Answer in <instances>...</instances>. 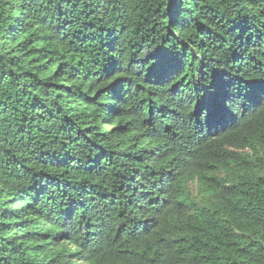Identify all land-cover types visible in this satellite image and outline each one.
Listing matches in <instances>:
<instances>
[{"label": "trees", "instance_id": "obj_1", "mask_svg": "<svg viewBox=\"0 0 264 264\" xmlns=\"http://www.w3.org/2000/svg\"><path fill=\"white\" fill-rule=\"evenodd\" d=\"M0 264H264V0H0Z\"/></svg>", "mask_w": 264, "mask_h": 264}]
</instances>
